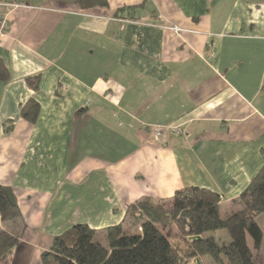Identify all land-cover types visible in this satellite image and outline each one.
<instances>
[{"label": "crops", "instance_id": "0c3cea01", "mask_svg": "<svg viewBox=\"0 0 264 264\" xmlns=\"http://www.w3.org/2000/svg\"><path fill=\"white\" fill-rule=\"evenodd\" d=\"M4 19L0 185L27 228L0 264H42L78 224L128 229L129 205L184 188L218 193L222 217L240 210L264 166V0H0ZM32 98L34 124L21 117ZM173 126L182 134L156 140L153 128Z\"/></svg>", "mask_w": 264, "mask_h": 264}, {"label": "trees", "instance_id": "16d2710c", "mask_svg": "<svg viewBox=\"0 0 264 264\" xmlns=\"http://www.w3.org/2000/svg\"><path fill=\"white\" fill-rule=\"evenodd\" d=\"M72 1L82 10L109 6V0ZM9 79V70L0 59V81ZM27 81L38 90L39 76ZM39 113L40 105L33 98L21 107V117L31 124ZM235 203L240 210L222 217L221 196L207 188H184L170 200L142 198L127 207L128 229L119 224L100 234L86 224L75 225L53 239L41 263L186 264L210 259L211 264H257L256 253L263 240L256 219L264 214V166ZM26 228L13 190L0 185V260L19 246ZM218 231L227 232L229 241L219 240ZM194 237L200 239L193 241Z\"/></svg>", "mask_w": 264, "mask_h": 264}, {"label": "built area", "instance_id": "2783aa9c", "mask_svg": "<svg viewBox=\"0 0 264 264\" xmlns=\"http://www.w3.org/2000/svg\"><path fill=\"white\" fill-rule=\"evenodd\" d=\"M9 29V24L7 21L1 20L0 21V40L3 38ZM173 131L177 134H182V130L180 129L179 126H173V127H156L153 128L152 132L154 133V136L158 142H163L164 141V134L168 131Z\"/></svg>", "mask_w": 264, "mask_h": 264}, {"label": "water", "instance_id": "95a60500", "mask_svg": "<svg viewBox=\"0 0 264 264\" xmlns=\"http://www.w3.org/2000/svg\"><path fill=\"white\" fill-rule=\"evenodd\" d=\"M199 239H200L199 237L192 238L193 241H198ZM195 263L196 264H202L200 260H195ZM186 264H188V263H186Z\"/></svg>", "mask_w": 264, "mask_h": 264}, {"label": "rangeland", "instance_id": "374dc122", "mask_svg": "<svg viewBox=\"0 0 264 264\" xmlns=\"http://www.w3.org/2000/svg\"><path fill=\"white\" fill-rule=\"evenodd\" d=\"M207 264H211V261H210V259H209V261L207 262Z\"/></svg>", "mask_w": 264, "mask_h": 264}]
</instances>
